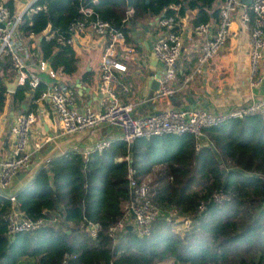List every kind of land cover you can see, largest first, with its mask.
Returning <instances> with one entry per match:
<instances>
[{
  "label": "trees",
  "instance_id": "1",
  "mask_svg": "<svg viewBox=\"0 0 264 264\" xmlns=\"http://www.w3.org/2000/svg\"><path fill=\"white\" fill-rule=\"evenodd\" d=\"M4 4L12 13L13 1ZM218 4L132 0L127 16L123 0H35L33 6L43 8L22 14L16 37L37 36L28 51L31 57L48 61L57 73L73 74L78 58L74 45L64 41L77 20L87 25L97 17L127 40L129 20L175 14L176 21L189 11L194 27L215 23ZM170 5H178L177 11ZM80 7H89L91 14L83 18ZM195 62L188 61V69L176 75L189 74ZM13 71L11 61L2 58L0 112L6 94L2 79ZM44 89L41 81L30 88L26 79L14 88L12 101L21 102L30 93L33 102ZM34 108L30 103L23 113ZM201 133L207 145L185 133L161 134L138 137L128 145L113 139L86 155L67 152L51 158L13 194L23 215L42 219L31 231L8 232L12 202L0 191V264H156L166 259L171 264H264V109ZM155 167L162 169L150 184L155 215L148 233L139 236L124 225L110 235L130 199L128 180L140 183ZM220 194L228 199L215 201ZM90 225H96L94 236Z\"/></svg>",
  "mask_w": 264,
  "mask_h": 264
},
{
  "label": "built area",
  "instance_id": "2",
  "mask_svg": "<svg viewBox=\"0 0 264 264\" xmlns=\"http://www.w3.org/2000/svg\"><path fill=\"white\" fill-rule=\"evenodd\" d=\"M34 1L31 2L34 3ZM217 1L219 3L217 21L215 23L207 21L193 27L194 34L200 39V46L192 75L199 73L203 66L208 65L221 49L227 38L233 14L236 9H239L240 25L248 31L250 83L257 86L264 80V73H258L264 49V0H250L248 5L239 4L238 0ZM41 8L43 6H33L32 4L22 12L14 14L10 13L4 0H0V60L7 57L18 76L17 84L22 85L27 79L30 88L36 86L38 79L26 71L23 56L29 53V49L16 38L15 33L24 12L35 13ZM169 9L177 11L178 5H170ZM79 12L84 18L91 14V9L80 7ZM126 14H131L130 9H126ZM175 18L176 15L173 14L157 19L158 27L164 30L163 35L155 38L152 45L155 58L164 66V72L160 76L159 86L154 95V99L160 104V109L156 113L142 117L133 116L131 102L116 101V92L112 88V85L115 84L121 92L127 91V86L117 77V72L124 70L122 64L117 60V53L125 50L124 35L112 28L108 22L97 17L87 25L83 19L69 25L65 44H73L75 38L85 30L104 38L98 61L99 89L101 93L109 97L110 102L103 109L97 111L89 107H85L81 111L69 108L70 91L57 80V72L50 68L48 61L36 60L38 72L45 74L50 80L48 84H45V89L39 93L36 100H46L49 103L61 133L71 134L99 125H108L117 129L119 140L126 145L138 137L161 134L179 135L185 133L198 140L203 136L201 131L205 127L216 126L232 118H241L263 111L264 100L251 101L221 113H213L200 108L187 109L173 106L171 99L177 91V87L174 85L176 80L175 63L179 57L181 44L176 31L178 20L175 21ZM30 46L33 48L32 45ZM189 79H191V75L184 77L183 82H187ZM33 120L34 115L31 112L20 113L10 127L14 141L8 156L0 157V191L9 184L14 173L24 168L28 163L30 154L25 151L24 147L29 125ZM108 143V140L97 141L92 150H101ZM127 187L130 199L125 205L122 218L109 230V234L112 235L122 229L126 225L125 221L132 214L131 226L139 236L146 235L155 215V206L150 200L152 193L147 184L136 183L132 178L128 180ZM9 198L11 202L14 201L13 196H9ZM214 199L217 202L225 201L228 199V194H220ZM6 220L9 233L31 231L42 224V219L27 217L16 208V205L13 207L12 204ZM95 228L96 225L89 226L91 236H94Z\"/></svg>",
  "mask_w": 264,
  "mask_h": 264
},
{
  "label": "crops",
  "instance_id": "3",
  "mask_svg": "<svg viewBox=\"0 0 264 264\" xmlns=\"http://www.w3.org/2000/svg\"><path fill=\"white\" fill-rule=\"evenodd\" d=\"M12 1V13L17 14L22 12L32 0ZM238 10L236 9L233 14L225 43L210 63L203 66L199 73L192 75L193 67L189 74L182 78L176 75L174 85L177 87V91L172 97V104L175 108H187L186 99L189 98L196 100L195 108L207 111L210 109L209 112L221 113L251 101L264 100V80L257 86L250 83L248 31L240 25ZM191 15V12L185 11L177 23L176 31L181 41L179 57L175 63L178 74L188 69L187 62L197 57L200 46V39L194 34L190 22ZM158 18V16L143 15L129 20L127 40L124 38L125 50L117 53V60L124 67L123 71L117 72V77L127 86V91L121 92L115 84L112 85V88L116 92V101L132 103V114L136 117H142L160 109V104L154 97L151 99L149 97L155 92L153 91L155 78L162 68L155 57L153 62L148 61L146 50L138 46L140 38L143 40L148 38L153 45V40L163 35L164 30L157 25ZM130 24H134L137 29L134 30L132 36L129 29ZM143 29H147V31L145 32ZM37 39V36H28L24 40H18L29 49L30 45L36 44ZM28 40H31L32 43L29 44ZM103 43V37H98L88 30L75 38L73 45L78 58L75 73H57V80L70 91L69 108L81 111L85 107H89L97 111L109 104V97L101 93L99 89L98 61ZM23 57L26 71L35 76L38 81L48 84L50 80L41 76L43 73L38 72L36 61L31 55L28 53ZM135 57L138 61H145V65L141 66L138 64L139 62L135 63L133 61ZM258 73H264V49ZM15 75L17 74L13 71L3 79L5 82H12ZM188 75H191V79L183 82L184 77ZM142 76L145 78L140 80ZM12 92L6 91L5 103L0 112L1 158L7 157L10 152L14 141L10 127L16 117L23 113L30 103H34L35 108L31 112L34 115V120L29 125L24 147L25 151L30 154L29 160L24 168L14 173L9 184L1 190L7 196H13L18 189L28 184L36 171L44 167L51 158L67 152L86 155L97 141L119 139L117 129L108 125H99L92 129L63 134L46 100L35 99L32 102L30 93H26L23 101L13 103ZM125 223L131 225L130 216Z\"/></svg>",
  "mask_w": 264,
  "mask_h": 264
},
{
  "label": "water",
  "instance_id": "4",
  "mask_svg": "<svg viewBox=\"0 0 264 264\" xmlns=\"http://www.w3.org/2000/svg\"><path fill=\"white\" fill-rule=\"evenodd\" d=\"M124 1V4H125V8L126 9H130L131 8V4H132V0H123ZM249 2H250V0H238V3L239 4H246V5H248L249 4ZM33 4V2H30L28 5H27V7L26 8H28V7H30L31 5ZM129 29H130V34H131V36L133 35V33L135 32L134 30H137L136 29V27H135V25L134 24H130V26H129ZM143 31H147V29H143ZM46 33H47V29L45 30V31H43V35H46ZM138 43H139V47H142L143 49H145L146 50V57H147V59H148V61H151V62H153L154 61V53L151 51V48H152V42L147 38V39H139L138 40ZM133 61L135 62V63H138L139 65H141V66H144L145 65V61H138V59H137V57H135L134 59H133ZM160 63V62H159ZM152 65V64H151ZM160 66H161V70L158 72V76L155 78V88H153V91H155L154 92V94L151 96V97H149V99H151L152 97H154V95H155V93H156V91H157V89H158V86H159V79H160V76L163 74V72H164V66L162 65V63H160ZM17 78H18V76L17 75H15L14 76V78H13V81L12 82H5V80L4 79H2V81H3V83H4V85H5V87H6V91H8V92H11V91H13L14 90V88L16 87V84H17ZM145 77H140V80H143ZM186 101H187V109H194L195 108V106H196V100H194V99H186ZM171 102H172V99H171ZM204 108H206V109H208L207 107H205L204 106ZM208 111H210V109H208ZM152 113H156V112H152ZM200 139H201V141H202V143H203V145H207V143H206V141H205V139H204V137L203 136H201L200 137ZM214 157L217 159V155L214 153ZM218 160V159H217ZM12 205H13V207L15 206V203H14V201H12ZM132 214H130V217L132 218ZM131 227L130 226H128V229H130Z\"/></svg>",
  "mask_w": 264,
  "mask_h": 264
},
{
  "label": "rangeland",
  "instance_id": "5",
  "mask_svg": "<svg viewBox=\"0 0 264 264\" xmlns=\"http://www.w3.org/2000/svg\"><path fill=\"white\" fill-rule=\"evenodd\" d=\"M126 15L128 16L129 14H126ZM41 76H42V77H46V75H44V74H41ZM161 169H162V167H155V168L153 169L152 173L149 174V175H148L146 178H144V180L142 181V182H144L145 184H147V186H148V188H149V191H150V188H151L150 184H151L152 180L154 179V177H155L159 172H161ZM172 216H173V215H172ZM156 264H171V260H170V259H166V260L161 261V262L156 263Z\"/></svg>",
  "mask_w": 264,
  "mask_h": 264
}]
</instances>
